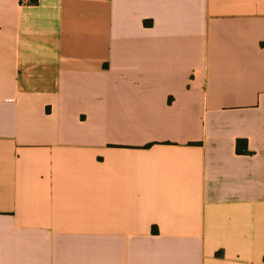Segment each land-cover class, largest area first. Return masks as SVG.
Segmentation results:
<instances>
[{
  "label": "crops",
  "instance_id": "crops-1",
  "mask_svg": "<svg viewBox=\"0 0 264 264\" xmlns=\"http://www.w3.org/2000/svg\"><path fill=\"white\" fill-rule=\"evenodd\" d=\"M0 264H264V0H0Z\"/></svg>",
  "mask_w": 264,
  "mask_h": 264
},
{
  "label": "trees",
  "instance_id": "trees-1",
  "mask_svg": "<svg viewBox=\"0 0 264 264\" xmlns=\"http://www.w3.org/2000/svg\"><path fill=\"white\" fill-rule=\"evenodd\" d=\"M241 143H242L241 141H238V143H237V152L239 154L247 153V149L246 150L241 149Z\"/></svg>",
  "mask_w": 264,
  "mask_h": 264
},
{
  "label": "built area",
  "instance_id": "built-area-1",
  "mask_svg": "<svg viewBox=\"0 0 264 264\" xmlns=\"http://www.w3.org/2000/svg\"><path fill=\"white\" fill-rule=\"evenodd\" d=\"M32 1H37V0H22L23 3H28V2H32Z\"/></svg>",
  "mask_w": 264,
  "mask_h": 264
}]
</instances>
